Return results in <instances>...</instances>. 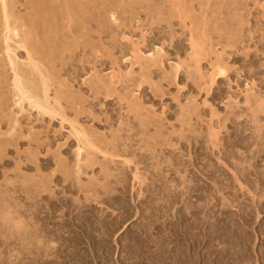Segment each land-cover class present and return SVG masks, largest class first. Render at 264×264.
Segmentation results:
<instances>
[{
	"label": "rangeland",
	"instance_id": "obj_1",
	"mask_svg": "<svg viewBox=\"0 0 264 264\" xmlns=\"http://www.w3.org/2000/svg\"><path fill=\"white\" fill-rule=\"evenodd\" d=\"M37 1L0 3V264H264V0H46L32 68Z\"/></svg>",
	"mask_w": 264,
	"mask_h": 264
},
{
	"label": "bare ground",
	"instance_id": "obj_2",
	"mask_svg": "<svg viewBox=\"0 0 264 264\" xmlns=\"http://www.w3.org/2000/svg\"><path fill=\"white\" fill-rule=\"evenodd\" d=\"M46 0H38L37 1V3L35 2V8H36V12H35V10H34V16H35V18L33 17V21H32V23H31V27H32V31H31V34L28 36V38L30 37V39L32 40L31 42L33 43V51H31L30 49H29V51L26 49V47H25V45H23L22 47L23 48H25L26 50H27V54H28V57H29V59H30V61L29 60H27V62L28 63H30L31 64V66H32V68H33V65L35 66V67H37V65H39V64H43L44 63V61L45 60H51V59H49V55H51L50 54V50L52 51V49H49V48H52L51 46L49 47V45L51 44V43H49V42H51L50 41V39H49V33H48V29H49V26H50V24L51 23H53V20L51 21L50 20V16L51 15H46V14H50V9H48V7L46 6L47 4H46ZM236 2V1H235ZM0 3H1V5H2V19H4L3 20V25H5L6 26V29H7V31H9V33H10V29L12 28V33H13V31H18L16 28H18L17 27V23H16V27H15V25L13 26V27H9V25L11 26V24H9L10 22H8L9 20V18H8V14H9V12L8 11H6V5H5V0H0ZM7 3V2H6ZM68 3V2H67ZM34 4V3H33ZM64 5V4H63ZM0 8V9H1ZM70 9V8H69ZM8 10V9H7ZM70 11V10H69ZM8 12V13H7ZM12 12V11H11ZM68 12V11H67ZM69 13V12H68ZM11 14V13H10ZM70 14V13H69ZM72 14V13H71ZM9 16H11V15H9ZM13 16V15H12ZM69 16H71V15H69ZM1 18V17H0ZM10 18H12V17H10ZM70 18V17H69ZM72 18V17H71ZM17 19V18H16ZM19 19V18H18ZM15 21V20H14ZM4 22H5V24H4ZM30 22V21H29ZM9 24V25H8ZM15 24V23H14ZM1 25V24H0ZM20 25V24H19ZM18 25V26H19ZM26 25H28V24H26ZM53 27V26H52ZM5 29V28H4ZM57 29V28H56ZM45 30V31H44ZM8 33V34H9ZM11 33V34H12ZM5 34H6V32H5ZM15 34H16V32H15ZM21 35V34H20ZM26 35V34H25ZM24 35V36H25ZM28 35V34H27ZM4 36V35H3ZM8 36V35H7ZM6 36V37H7ZM5 37V36H4ZM12 37V36H11ZM17 38V37H16ZM19 38H20V36H19ZM22 38V37H21ZM54 38V37H53ZM18 39V38H17ZM23 39V38H22ZM5 40V39H4ZM9 40V39H8ZM6 41V40H5ZM11 41V40H10ZM21 42H22V40H20ZM25 40H23V42H24ZM4 42V41H3ZM30 42V41H29ZM38 42V43H37ZM197 42V41H196ZM5 43V42H4ZM20 43V42H19ZM27 43V42H26ZM37 43V44H36ZM7 44H8V42H7ZM21 44V43H20ZM194 44V43H193ZM9 45V44H8ZM32 46V45H31ZM31 46H29V48H31ZM199 47V46H198ZM28 48V47H27ZM2 49V48H1ZM201 49V48H200ZM24 50V49H23ZM9 51V50H8ZM34 53L35 54V57L33 58V57H31V53ZM6 53V52H5ZM27 54H26V56H27ZM7 55V54H6ZM13 55V54H12ZM195 56V55H194ZM52 57V56H51ZM13 58V57H12ZM9 59V58H8ZM235 60H237L238 58L237 57H235L234 58ZM257 59V58H256ZM16 61V60H15ZM47 62H51V61H46L45 62V64L47 63ZM14 63V62H13ZM49 63H47V64H49ZM152 63V62H151ZM198 62H196V64H197ZM15 64V63H14ZM26 64V63H25ZM199 64V63H198ZM9 65H11V64H9ZM16 66V65H15ZM48 66V65H47ZM216 66V68L215 67H213V68H215V71L213 70V79H212V82H213V80L214 81H217V80H219V79H222V78H224L225 76H226V72H227V68L226 67H224V66H222V65H219V64H217V65H215ZM19 67V66H18ZM35 67H34V69H35ZM41 68H42V66H40ZM53 67V66H52ZM31 68V67H30ZM41 68H39V69H41ZM23 69V68H22ZM38 69V70H39ZM50 71H51V68L49 69ZM24 71V70H23ZM35 71H36V69H35ZM37 72H39V71H37ZM41 72H42V69H41ZM40 72V74H41V76H43V80H42V83H43V87H45V85L47 86V84H46V81H48V80H46V79H48L49 77H50V74H49V72H48V69H47V71L45 72V73H41ZM26 73V72H25ZM27 75V74H26ZM28 76V75H27ZM27 76H25V78L27 77ZM40 76V75H39ZM52 76V75H51ZM20 77H23L21 74H20ZM29 77H30V75H29ZM35 77V76H34ZM24 78V79H25ZM22 79V78H21ZM20 78H19V72H18V70H16V69H14V80H15V88H16V90L18 89V90H22V93H21V97L25 100H30L31 102H29L31 105H32V107L33 106H35V107H37L38 109L40 108V109H44V110H46V104H47V99H46V97H40V99L38 98H35L34 99V96L32 95V96H29V93L31 92V91H28V92H26V89L24 88V85H23V81L21 80ZM27 79V78H26ZM29 79H31V78H29ZM24 82H25V80H24ZM29 82V81H28ZM38 84V83H37ZM31 85V84H30ZM29 85V86H30ZM23 86V87H22ZM27 88V87H26ZM34 88V87H33ZM37 89H38V87H37ZM47 89V88H46ZM46 89L44 90V92L46 91ZM16 90H14V91H16ZM36 90V89H35ZM19 92V91H18ZM48 92V91H47ZM36 93V92H35ZM43 93V92H42ZM41 93V94H42ZM32 94H34V93H32ZM37 94H38V92H37ZM58 94V93H57ZM43 95H46L45 93H43L42 94V96ZM33 97V98H32ZM59 97V96H58ZM21 98V99H22ZM56 99V98H55ZM33 100H35V101H33ZM16 101V100H15ZM49 102V101H48ZM46 103V104H45ZM31 107V108H32ZM47 108H48V106H47ZM49 111H50V109H48ZM43 112V111H42ZM44 112H46V111H44ZM49 113V112H48ZM11 115V114H10ZM59 115V114H58ZM53 116V115H52ZM10 140V139H9ZM89 164V163H88ZM238 246V245H237Z\"/></svg>",
	"mask_w": 264,
	"mask_h": 264
}]
</instances>
